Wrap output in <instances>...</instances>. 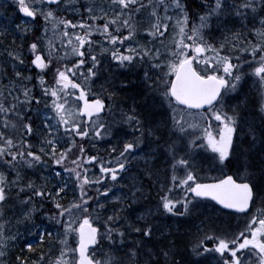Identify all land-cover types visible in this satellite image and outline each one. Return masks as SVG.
<instances>
[{
  "label": "snow or ice",
  "instance_id": "snow-or-ice-1",
  "mask_svg": "<svg viewBox=\"0 0 264 264\" xmlns=\"http://www.w3.org/2000/svg\"><path fill=\"white\" fill-rule=\"evenodd\" d=\"M66 2L67 0H65ZM16 3L19 10L27 16L35 18L39 15L45 22L41 35L35 37L28 48L33 54L30 65L39 70L35 79L39 81L42 93L47 96L50 91L54 98L50 103L53 109L52 119L56 123H50L46 118L41 122L46 129L40 142L41 146L38 151L31 150L30 134L33 132V124L31 118L26 115L25 109H30L33 102L39 104L40 97L32 96L30 84L20 83L17 85L15 80H10L8 96L11 97L12 102L6 104L3 99H0V114H2L0 118L4 120L3 128L0 129V159L9 157L4 163L14 171L19 162L30 168L37 164L43 167L47 163L45 157L51 160V165L59 166L65 162L73 146H76L79 154L71 161L75 167L70 172L75 174L80 183V193L79 199L65 208L59 203L58 197L60 192L67 187L66 184L58 182V186L50 188L47 178H43L44 182L40 185L35 184L32 180L18 184L15 182L22 180L19 172H16L14 179L9 181L6 174L0 171V216L3 215V206L12 199L11 189L14 186L19 190L15 193L17 198L21 197V193H24L21 199V203L25 204L26 209L22 213L23 219L30 220L36 211L34 198H39L41 201H52L58 211L55 216H51L47 212L44 215L55 219L58 224L62 223L64 229L60 240L62 249L55 258L54 264H138V249L147 250L149 259L145 264H149V262L150 264H161L160 260L151 259L153 255L163 256V264H184L182 258H174L179 253L175 251L171 242H165L163 247L147 248L148 242L153 239L156 232L152 222L153 209L146 208L138 215L131 211L133 203L144 198L145 188L137 187L141 183L140 179L133 178L131 191L127 197L115 193L108 195L117 182V178L121 177V173L126 171V166L130 164L129 157L145 151L141 148V144L146 146L145 161L161 153L166 162L170 160L171 184L167 187L164 195L158 197L155 211L182 217L195 208L193 201L202 197H211L226 209L237 210L239 213L248 210L250 204L256 203L255 195L264 192V166L259 169L258 174L253 172L246 174L244 178H241L239 174L235 178L233 175L225 174L222 178L212 182L202 183L194 175L192 163L186 154L178 152L177 149L180 140L184 136L190 135L187 129L196 128L199 130L200 136H190L187 140L189 149L202 146L210 148L217 154V158L221 162L234 155L233 138L234 133L237 132L240 113L237 105L232 106L231 114L224 111L223 101L224 96L229 92L237 91L240 87L243 74L239 71V63H233L232 57L221 51L225 48V43L220 42L217 45L209 42L205 39L204 32L211 28L213 20L219 22L225 16L240 20L242 27H246L245 22L250 18L254 25L258 24L259 26L251 28V32L256 37L255 41L245 40L244 44L240 45L238 31H230L229 35L236 42L232 44V48L239 47L240 51L251 54L254 67H251L250 70L264 89V15L259 14L264 12V0H203L204 10L199 13V22H193L190 27L188 12L185 10L182 0H111V13L105 11L103 7L97 10L95 6H89L87 9L88 18L92 21L103 18L105 22L101 25L89 24L84 19H77L74 22L71 19L59 17L55 14L53 7H45L43 0L39 6H37L36 0H16ZM47 3L59 8L60 0H47ZM116 7L120 9L118 12L115 11ZM145 7L149 9L153 23L150 28H145L144 31L151 36H162L161 28L167 30V22L172 19L167 14L169 8L179 10V18L176 20L178 32L174 33L176 37L174 47L166 49L171 59L155 63L154 61L160 56V50L156 49L153 52L152 49L138 42L135 43V46L129 42L123 51L116 47L118 43L123 47L124 42L129 38L134 40L136 29L134 24L130 23L134 15L133 10L139 12ZM97 11L98 15H93ZM49 24L52 28L59 29L58 34H54V36L61 40V47L55 45L53 40L48 38ZM69 26L72 28L71 33L68 31ZM78 27L85 29L83 34L76 30ZM17 28L24 32L31 31L27 25L23 28L17 25ZM122 28L127 31L122 33ZM94 31L99 32L103 40L108 41V47L104 46L102 42L92 41L91 33ZM86 42L87 49L84 48ZM93 43H101L98 52L92 51ZM61 48H63L62 51ZM189 49L192 50V54H189ZM105 51L110 52L112 60L117 61L118 66L122 67L134 66L135 62L143 61L147 57L154 68L165 65L166 71L162 75L167 77L161 79L157 76L152 79L145 72V79L150 82L149 92H145L139 101H134L128 108L121 109L119 119L131 129V132H125L124 138H120L118 147L110 149L111 152L116 153L112 160V167L104 166L102 158L99 156L85 153L84 145H77L75 140V137L84 138L90 133L93 137L113 135L110 131L111 125H107L100 116L105 109L104 99L98 95L92 100L87 98L91 92L90 82L93 77L97 76L99 71L97 66L101 65L103 57L100 54ZM70 54L75 56V63L70 66L59 65V61ZM8 56L13 62L14 76L21 81H31L33 79L31 75L25 76L21 71H15L17 67L25 64L22 53L12 50L8 51ZM54 60L57 61V66L53 67L54 82L55 85L62 86L59 91L56 86H46V77L43 74L45 69L53 65ZM86 60L88 64H86ZM221 68L223 74H220ZM234 69L236 71H233ZM73 76H79L80 82L73 79ZM69 86L73 90L71 93L67 91ZM17 87L19 91L17 95L13 96L12 92L16 91ZM75 90H79L78 93ZM61 92L63 95L60 94ZM107 95L111 98L115 93ZM3 96L4 91L0 90V97ZM73 96H78V100L83 101L82 106H76L74 110L73 104L78 102L70 103ZM65 105L68 107L66 108ZM165 105H167V110H170V124L167 119H156L153 115L158 108L163 109ZM108 107L111 108V105ZM260 108L264 112V103H261ZM193 109L199 110L200 118L204 119L205 123L191 125L187 123L185 114L191 116ZM205 109L207 110L205 111ZM9 113L18 120H9ZM209 116L219 122L215 130L206 119ZM60 124L64 125L65 135L71 138V143L67 145V148H61L57 152V143L62 139L56 135L59 132L58 125ZM8 127L16 129L20 133L19 138L14 139L5 130ZM249 133L254 144L256 132L253 128H249ZM174 135L177 137L176 139L173 138ZM197 139L203 143L197 144ZM261 139L264 140V137ZM78 161L80 163H77ZM92 161H100V167L99 175L90 179L88 168L84 167V163ZM51 165L48 166L51 167ZM178 168L183 169V175H177ZM61 171H65V169H53L55 176H59ZM153 175V170L146 164L143 177L151 179ZM101 181H105L102 187L100 186ZM177 182L179 186H183V195L179 199L169 195L173 187L177 186ZM93 184L98 186L97 197L101 195V192L103 193V202L98 198L94 199L93 195L86 191L85 186ZM159 187L164 190L165 185L161 184ZM189 194H191V198H189ZM109 199L119 202L118 206L111 209L110 214L105 209ZM89 201L95 205L92 211L88 210ZM29 204L30 207L27 206ZM177 204L183 211L177 209ZM125 212H128V215H124ZM65 215H67V219L63 220ZM17 222L22 221L18 218ZM33 227L40 228L39 225H33ZM46 234L52 235L50 232L38 231L40 242L44 241ZM73 234L75 247L69 248V236ZM133 236L136 237L133 247L128 248L123 255H117V252H122L126 247L125 241L131 240ZM8 239L15 241L17 236L6 237L4 225L0 223V244ZM101 240L109 242V250L103 260L96 259L90 250V246L98 245ZM213 241L215 242L213 243ZM25 247L30 251L34 250L32 243H26ZM193 251L197 256L209 252L220 254L218 264H264V207L257 208L251 214L245 228L236 233L233 238L219 237L215 233H205L202 237L197 238ZM3 256L4 252L0 250V257ZM43 256L44 253L41 252V260H43ZM16 259L18 264H40V261H30L27 257L17 256ZM0 264H3L2 260H0Z\"/></svg>",
  "mask_w": 264,
  "mask_h": 264
},
{
  "label": "rangeland",
  "instance_id": "rangeland-1",
  "mask_svg": "<svg viewBox=\"0 0 264 264\" xmlns=\"http://www.w3.org/2000/svg\"><path fill=\"white\" fill-rule=\"evenodd\" d=\"M40 3H41L40 0H36L37 6H39ZM77 3L78 4L66 3V7L63 8V10L66 9L68 12H71L74 15H78L80 19L89 17V14L87 12L89 6H95L97 10L100 7H103L104 10L108 11L109 13H111L112 11V8L110 7L111 0H83L81 3L79 2ZM9 4H7V6ZM10 6H12V4H10ZM45 7H49V6L45 4ZM1 10H4V8ZM119 10H120L119 7L115 8V11L118 12ZM18 12L20 14V10ZM133 12L135 13V10H133ZM167 14L168 16L172 17V19L168 20L167 22L169 33L168 35H166V37L160 38L157 35L151 36L148 32L144 31V29L149 28L150 25L143 27L141 26L140 27L142 28L141 31H135L134 40L129 38V40H126L124 42L123 47H121L119 43L116 45V47L121 48V51H123L125 50L129 42L133 43V46H135V43L138 42L152 49L153 52H155L156 49L160 50V56L154 61L155 63H160L161 60L171 59L169 54L166 52V49H170L174 47V39H176L174 33L178 32V27L176 26V20L179 18V10L174 8H169ZM12 15L14 19L13 23L11 22L12 26L10 27L9 25H7L11 28V31L5 32L4 35H6V37L8 35H14L19 45H16L13 40H10L9 39L10 36L4 39L2 42H0V73L9 71V73L12 74L14 80L16 81V84L19 85L20 83H24V82L14 76V70L12 67L13 62L12 59L8 56V51L17 50L22 53L23 58L25 60V64L20 67H17L15 71H21L25 76H28L31 69H28L26 63H27V59L31 55V52L29 51L28 48V45L33 41L31 34L33 33L34 30H36L38 35H36L35 37L40 36L43 31L45 22L43 21V18L39 15H38L39 21H37V24L35 22L24 20L21 17L18 18L17 9L14 10V13ZM93 15H98V11L94 12ZM97 21L101 22V24L105 22L103 18L96 19L94 23H96ZM17 25H20L21 28L27 25L31 29V31H26V32L20 31V29L17 28ZM216 25L218 24L214 21L213 26L215 27L213 30L217 32L219 31L221 32L225 30L222 29L221 27L216 28ZM252 25H253L252 21L249 22L248 26L253 27ZM238 26L240 27V29L233 30L232 28L234 26L231 27L229 26L227 30H228V34L230 31L231 32L238 31L240 33V41H239L240 45H243L245 40L255 41L256 37L251 32V29L242 27L241 22L238 23ZM124 30L127 29L124 28L121 29L122 32ZM77 31L82 34L80 30ZM58 32L59 29H54L51 27V24H49V31L47 33L48 38L52 39L55 45L61 47V40L55 38L54 36V34H58ZM92 33H95V31ZM219 38L221 39L220 42L225 43V48L228 47L227 49L231 54L232 52H237L234 55H238V57H241L244 54H250L247 52L240 51L239 47L232 48V44L236 42L232 40L231 35L229 38V36L227 37L226 34L223 35L221 32ZM97 42H102L103 45L106 47L109 46L108 41H97ZM93 45L96 46L98 52L101 47V43H93ZM84 48H88L87 42L84 45ZM62 50L63 48H61V51ZM137 51H139V49H137ZM100 55L103 57L101 60L102 66L101 65L97 66V68H99V71L97 73V76L93 77L90 82L91 92L88 94L87 98L95 99L98 95L100 98L104 99L106 104V112L104 113V115H102L101 119H103L107 123V125H111L110 131L113 133V135L94 137L93 139L89 138L91 140H88V143L95 150V155L99 156L100 158H101L100 153L103 154V152H109L110 154H113V156H110L108 160L106 161L102 160L104 166L112 167L113 166L112 160L115 158L116 153L111 152L110 149L112 147H118L120 143V138H124V133L131 132V129L128 128V126L122 120L119 119L121 114V109H123L122 108L123 106L121 105H120L121 107L119 106L116 97L117 91L110 85H115L117 83L120 84V81H122L121 77L123 75L124 78H126L127 76H129V74H133V73L138 74L140 80V74H139L140 70H139V66L136 65V62L134 66H128V67L118 66V62L112 60L110 56V52L108 51H105ZM149 64L152 66V62L149 61ZM251 67H254L253 63L241 67L242 69L240 68V72L241 70L246 72V73L242 72L243 78L245 80L244 87L242 88L243 83L241 82L239 88L242 89H240L235 96L229 97V95L235 93L236 91L230 92V94L226 96L228 98L226 97L224 98L226 99V101H223V105H224V111L229 112L230 114H231L232 106L237 105L238 111L240 113L237 132L234 133V135H236V144H241V139H244L243 145L245 146H243L242 151L238 149L236 154H241L243 151L248 154L254 153L253 158L255 160L256 159L259 160V162L258 161L256 162L259 165L262 164L264 166V140L261 139L262 137H264V112H262L260 108L261 103H264V89H262L258 81V78L251 72L250 70ZM158 69L159 70L164 69L163 70L164 72L166 71V66L161 65V67ZM35 71H39V70L35 68ZM143 79H145V77ZM35 85L37 90L42 94L43 98L45 99L47 98L50 101L54 99L51 96L50 91L47 94V96H45L42 93V88L39 81L36 80ZM4 89H6L7 92L9 91V82H7ZM18 91L19 88L17 87L16 91L12 92V95L13 96L17 95ZM108 93H115V95L109 98V96L107 95ZM76 101L78 103L75 104V107L80 106L81 101L78 100V96L76 97ZM109 105H111V108L108 107ZM51 106L47 108V115L46 112L35 113V114L36 116L38 115V118H40L42 121L46 118L49 120L50 123L55 124L56 122L52 119L53 109ZM9 115H11V113H9ZM153 115L156 119H160V120L167 119L168 123L169 124L171 123L170 110H167V105H165L163 109L158 108L157 111L153 113ZM0 116H2V114H0ZM206 119L208 122H210L212 129L215 130L217 127L216 125L218 124V122L215 121V118L209 116ZM185 120L189 125L197 124V123L200 124L205 123V120L200 118L199 113L198 114L192 113L191 116L185 114ZM58 127L60 131V129L62 128L61 124L58 125ZM249 128H253L256 132V140L254 144H253L252 136L249 133ZM63 129H64V125H63ZM187 131L190 135L184 136V138L180 140L177 151L185 153L187 158L191 161L194 175H196L197 180L204 182L208 180H215L221 178L219 174L220 173L223 174L226 171V166L224 165V163L227 159L224 162L219 161L217 158V154L207 147L202 146L200 148L189 149L187 146V140L190 138V136L199 137L200 132L196 128H189L187 129ZM56 135L59 136V133L57 132ZM173 138L176 139L177 137L174 135ZM62 143L65 144V133ZM196 143L202 144L203 142L197 139ZM60 147L61 144L57 143V152L60 150L58 149ZM141 148L145 149V151L135 153L133 156L129 157L130 164L126 166V171L121 173L122 178L121 177L117 178V182L112 187L111 193H109L108 195L110 196L112 193H115L117 195H122L127 197L129 192L131 191V183L133 178H137L141 180V183L138 184L137 187L145 188L144 198L137 200L135 203H133L131 211L134 214L138 215L141 211H143L146 208L153 209L154 214L152 216V222L154 224V228L156 232L153 239L147 244L148 249H153L155 247H163L165 242H171L175 251L179 253L178 256L174 257L175 259L182 258L183 260H186L185 264H195L192 261L191 263L189 259L191 260V257L197 259L201 258L200 256H197L193 251V246L197 243L198 237H202L205 233H215L217 235H221L222 237L224 235V237L226 238H227V234L229 233V235L233 237L235 236L236 233H238V227L242 226L244 224V221H248V219L250 218V217L243 219L231 218L229 216L224 215L218 209L213 208L211 205L196 200L193 201V203L195 204V208L192 209L190 213L182 217L173 216L172 214L166 212L155 211L158 204V197L164 195L165 191H167V187L171 184L170 181L171 172L169 171L170 160L166 162L165 157H163L164 155L161 153L160 155L152 157L150 160L145 161L144 156L147 154L145 144H141ZM160 157L162 158L160 159ZM152 159L155 160L156 175L153 176L151 179H149L147 177H143V170L145 169L146 164L147 166L151 164ZM96 162L100 167V161H96ZM48 165L50 164L49 163H47V165L45 164L43 168L41 167V165L39 167L36 166L39 171L37 176L39 177L34 176V179H32V181L35 184L40 185L44 182L43 178H47V183L50 188H54L58 186V182L62 184H66L67 187L60 192L58 200L59 203H61L65 208H67L70 203H73L77 200L78 194L75 186V181L72 176L64 175V172H62L59 176H55L54 173L51 171V167H49ZM98 175H99V170L97 172L96 171L92 172V174L88 173V176L91 179ZM177 175L178 176L183 175L182 168L177 169ZM155 177L159 179L155 180L156 183L152 184L151 182L150 184L148 180L149 181L153 180ZM19 181L20 180H18V182ZM104 183L105 181H101L100 186L102 187ZM161 184L165 185L164 190L160 189L159 186ZM97 187L98 186L95 185V187L92 188L96 190ZM11 190L19 191L15 186ZM101 194L102 195L100 196L99 199L101 200V202H103L104 195L102 192ZM92 195L94 199H97L94 193H92ZM137 195L139 196L140 193L138 192ZM169 195L177 199L181 198L183 195V186H179L177 182V186L173 187L172 192L169 193ZM189 198H191V194H189ZM259 201L260 198L257 199L256 203L254 204V207L256 209L264 207L263 203L260 204ZM34 202L36 204V211L33 213V216L30 220L23 219L22 213L26 209H25V204L22 203H20V206H22V208L19 209L15 208L16 206H12V205L8 206L9 209L5 213L3 212V215L0 216V223H3L4 225V235L9 238L12 236H17V239L15 241L8 239L3 244H0V250L4 252V256L0 257V260L3 261V264H7L9 260L11 261V264H18V261L16 259L17 256L27 257L28 260L30 261H40V264H48L49 260H52L54 256L57 257L60 254V251L62 249L60 240L64 232L63 225L62 223L58 224L55 219L51 220L49 216H46L41 212L46 207V204L52 205L54 208L55 205L52 203V201H41L39 198H36ZM118 203L119 202L117 201H112L109 199L107 204L105 205V209L110 214L111 209L114 206H118ZM258 203L260 205L257 207ZM27 206L30 207L31 205L29 204ZM93 207H95V205H93ZM176 207L180 211H183V209L179 204H177ZM256 209L253 211V213L256 211ZM56 211L58 210L56 209ZM195 211H199L201 214H198ZM38 212L39 214L37 218L36 214ZM124 215H128V212H125ZM196 216H200L198 220L195 219ZM18 218L22 222L18 223L17 222ZM62 219L66 220L67 215H65ZM41 221L43 222L40 223ZM33 225H39L40 228L36 229L33 227ZM40 230L45 231V233L50 232L52 233V235L48 236L46 234L44 241L40 242L37 235L38 231ZM161 233H163V236H161ZM183 238H185V241L188 242V246L186 247L181 245ZM135 239L136 237L133 236L131 240L128 241L126 240L127 241L125 242L126 247L123 249L122 252H117L116 254L123 255V253L127 252L128 248L133 247V241ZM74 241H75V236L73 234L69 236V240H68V243L70 242V244H68L69 248L75 247ZM207 242L208 241H205V243ZM26 243H32L34 250L33 251L28 250L25 247ZM108 250L109 247L107 249V246L104 247V245H101L98 246L94 251H92V253L94 254V257L96 259L103 260ZM41 252L44 253L43 260H41L40 258ZM68 255H71V253H68ZM148 259L149 258L147 256V250L138 249V256H137L138 264H145V262L148 261ZM151 259L152 260L158 259L161 261V264H163L164 262L163 256L153 255ZM203 259H207V264H218L220 259V254L209 252L207 253L206 257H203ZM198 264H203V261H200Z\"/></svg>",
  "mask_w": 264,
  "mask_h": 264
},
{
  "label": "trees",
  "instance_id": "trees-1",
  "mask_svg": "<svg viewBox=\"0 0 264 264\" xmlns=\"http://www.w3.org/2000/svg\"><path fill=\"white\" fill-rule=\"evenodd\" d=\"M12 1V0H10ZM16 3V0H13ZM12 1V3H13ZM183 4L185 5V10L188 12V16H189V20H188V25L189 27L192 25L193 22H199V13L201 11L204 10L203 8V0H182ZM72 4H75L74 2ZM66 5L65 3H62V5L60 6V8H58L57 10H55V14L59 17H64V18H67V19H71L73 20L74 22L77 20V19H80V17L78 15H74L73 13L71 12H68L66 9L63 10V8H65ZM83 14V13H82ZM260 15H264V12H261L259 13ZM82 16V15H80ZM82 19H85L87 21V23L89 24H95V25H99L101 24V22H96L94 23L95 21H92L91 19H88V18H82ZM218 25H216V28H219L221 27L222 29H225L224 31H221L222 34H226V36L230 38V35L228 34V30L227 28L230 26H234L232 29L233 30H237V29H240V27L238 26V23H240L241 21L238 20V19H235V18H232L231 16H225V17H222L221 18V21H216L214 20ZM214 21L212 22V30L210 31H205L204 32V36H205V39L208 40L209 42H212L214 44H219L221 39L219 38V35L221 34V32H217L214 29L215 26H213V23ZM252 19H248L245 24H246V28L248 29H251L252 27H249L248 24L249 22H251ZM131 23L134 24V27L136 29V31H141L142 28H140L141 26H147V25H150L151 27V24L153 23V18L150 16V12H149V9L147 7L141 9L139 12H135L134 15H133V18L132 20H130ZM253 23V21H252ZM225 25H227V27H225ZM253 27L254 26H258L257 25H252ZM149 27V28H150ZM225 27V28H224ZM111 28V27H110ZM76 30H80L83 34V31L84 29L82 28H77ZM68 31L69 33L72 32V28L71 26L68 27ZM127 30H124L123 32H126ZM160 31L163 33V35H157L159 36L160 38H164L166 37V35H168L169 33V28H167V30L165 31L163 28L160 29ZM122 32V31H121ZM122 32V33H123ZM240 34V33H239ZM38 35L37 34V31L35 32L34 35H32V38L34 39L35 36ZM91 39L92 41H102L103 40V37L101 36V34L99 32H95V33H91ZM228 48V47H227ZM227 48H224V49H221L222 52H224L226 55H230L232 57V62L233 63H239V71H240V68L245 65L246 63H248L249 61L252 60L251 58V54H244L242 55L241 57H238V55H234L236 54L237 52H232V54L228 51ZM87 49V48H85ZM96 49V46L92 44V51L94 52H97V49ZM189 54H192V50L189 49ZM203 55V54H201ZM86 56H87V53H86ZM33 56H30V59H28V69H31L29 75H31L33 77V79L31 81H23L25 85H31V94L32 96H37V97H40V102L39 104L33 102L31 104V107L30 109H27L29 112H32L33 110H36L37 112H40L41 111H46L47 108H49L50 105V100L49 99H45L43 98L42 94L37 90L36 88V85H35V76L37 75V73L39 71H35V66H31L30 65V61L32 60ZM240 61H243V63H240ZM75 63V56L70 54L68 55L66 58H63L59 61V65H71ZM86 64H88V61L86 60ZM136 65L139 66V70H140V83H141V86H142V91L140 93H138V95H135L133 98H136L137 100H140L141 96L145 93V92H149V81L146 80V79H143L145 77V72L148 73V76L151 77L152 79H155L157 76H159L161 79H166L167 77H164L162 75L163 73V70L164 69H161L159 70L158 68H154L153 66H151L149 64V61H148V58H145L143 61H139V62H136ZM57 66V61H53V65H50L49 68L45 69L43 74L45 75L46 77V84L47 86L48 85H51V86H56L58 88V91L60 90V88H62V86H58V85H55V82H54V72H53V67ZM90 66V64H89ZM95 70V69H94ZM233 71H236L235 69ZM220 74H223V70L222 68L220 69ZM73 79H76L77 82L79 83L80 82V78L79 76H73L72 77ZM131 82H134L133 80ZM152 87L154 88V85H152ZM4 91V96L3 97H0V99H3L4 102L6 104H9L12 102L11 100V97L8 96V92L6 89L3 88ZM67 91L69 93H71L73 90L71 89V87L69 86V88L67 89ZM77 93L79 90H75ZM61 95H63V93L61 92L60 93ZM76 97L77 96H73L71 97L70 99V103L72 101H76ZM21 100H22V97H21ZM19 103V102H18ZM52 107V106H51ZM65 107L67 108L68 105H65ZM75 108V104H73V110ZM123 109H125L124 107H122ZM27 115V114H26ZM12 118V117H11ZM18 120V118H17ZM116 122V121H115ZM107 124V123H106ZM62 128H63V124H61ZM13 129V128H12ZM63 133L64 132V129H63ZM93 139L94 137L92 136V134L90 133L89 136L87 137H84V138H81V137H75V140H76V144L79 145V144H83L84 145V148H85V153L89 154V155H95V150L90 146V144L88 143V140H91ZM87 142V143H86ZM71 143V138L67 137L65 135V148H67V145ZM78 149L76 146H73V148L69 151L68 153V157L66 158L65 162L62 164V165H51V160L49 161V164L51 165V169L52 168H63L65 169V171H62L64 173H67L69 175H71L75 181V186H76V189H77V200L79 199V193H80V183L79 181L77 180V178L75 177V174L70 172V170L75 167L73 164H72V160L75 158L76 155H78ZM239 156V155H238ZM236 160H234L233 162L235 163ZM77 163H80L79 161ZM84 167L85 168H88V173H91L94 172V171H98L99 170V165L97 164L96 161H92V162H85L84 163ZM37 168V167H36ZM34 175L36 177H38V172L35 171L34 172ZM90 178V177H89ZM91 179V178H90ZM92 187H94V184L93 185H86L85 186V189L86 191L88 192V194L92 195V193L95 194V197L98 198L96 196V190H94ZM36 199V198H35ZM34 199V200H35ZM92 207H93V204L91 201H89V211H92ZM216 236H219V237H222L221 235H217L215 234ZM128 241V240H127ZM125 241V242H127ZM215 241H213L214 243ZM208 243V242H207ZM70 244V242L68 243ZM103 245L107 246V249L109 247V242H102ZM182 246H188V242L185 241V238H183L182 240ZM55 258L56 256H54L52 258V260H49V263L48 264H51V263H54L55 261Z\"/></svg>",
  "mask_w": 264,
  "mask_h": 264
},
{
  "label": "bare ground",
  "instance_id": "bare-ground-1",
  "mask_svg": "<svg viewBox=\"0 0 264 264\" xmlns=\"http://www.w3.org/2000/svg\"><path fill=\"white\" fill-rule=\"evenodd\" d=\"M9 4V2L7 0H1L0 5V42H2L4 39H6L7 37L10 36V40H13L14 43L16 45H19V43L17 42V39L15 38L14 35H8L6 37V35H4L5 32H9L11 31V22L13 23L14 19H13V13L15 10L14 6H10V4L7 6V4ZM4 10H1L3 9ZM9 25V26H7ZM141 79V78H140ZM2 80V81H1ZM10 80H14L12 74L8 72H3L0 73V90H3V88L5 87V85L7 84V82H9ZM120 84L117 83L115 85H110L112 86L116 91H117V102L119 104V106H123L125 109L128 108L134 101H139L136 98H133L135 95H138V93H140L142 91V86L141 83L139 81V77L138 74L133 73V74H129V76H127L126 78H124V75L121 77ZM134 82H131V81ZM124 81H127V83H124ZM120 106V107H121ZM39 123V122H37ZM0 124L4 125V122L0 119ZM34 129H36L35 126H33ZM37 130V129H36ZM254 154V153H253ZM253 154H248L246 152H242L236 159L234 165H233V171L236 173H253L256 172L258 174L259 169L263 166L262 164H258L256 161L259 162L258 159H254L253 158ZM101 158L103 161H106L110 158V156H113V154H110L109 152H103V154H101ZM164 157V156H163ZM162 157H160L161 159ZM151 167V169L154 172V175H156V170H155V160L152 159L151 164L149 165ZM69 175V174H68ZM71 176V175H70ZM156 178V179H155ZM153 180H148V182L151 184L156 183L155 180H158L159 178L155 177ZM256 200L260 198V204L263 203L264 205V192H260L258 194L255 195ZM258 203L257 207L260 205ZM149 207V204H148ZM17 209L22 208V206H20V203H18V205L15 207ZM256 209V208H255ZM43 214L44 213H49L51 216H55L56 214V209L52 206V205H47L46 207L41 211ZM198 214H201L199 211H195ZM38 214L39 212L36 214V217L38 218ZM200 216H196L195 219H199ZM236 219H241V218H236ZM244 221V220H242ZM43 221H41L40 223H42ZM247 224V221H244V224L242 226H245ZM207 253L201 255L200 259L191 257V260L189 259V261L194 262L195 264H198L200 261H203V264H207V259H203V257H206ZM186 260H183L184 264H185ZM191 262V263H192Z\"/></svg>",
  "mask_w": 264,
  "mask_h": 264
},
{
  "label": "flooded vegetation",
  "instance_id": "flooded-vegetation-1",
  "mask_svg": "<svg viewBox=\"0 0 264 264\" xmlns=\"http://www.w3.org/2000/svg\"><path fill=\"white\" fill-rule=\"evenodd\" d=\"M2 128H3L2 125H0V129H2ZM6 131L10 135H12L14 137V139L19 138L20 133H18L16 129L13 128L12 130H6ZM37 134H39L38 138H36V136H35L34 129H33V132L30 134V142L32 144L31 150H33V151H36L37 146H38V148L41 146L40 142H41L42 137L44 136V134H42V132L39 129L37 130ZM242 149H241V151H242ZM238 155H240V154H238ZM8 158L9 157H4L3 159H0V171L4 172L6 174L7 179L9 181H12L14 179L16 172H19L20 176L22 177V180H20L21 182L16 181L18 184L27 183L29 180L34 179V176H35L34 172L36 170V165L34 167L30 168L28 165L23 164L22 162H19L17 164L15 171H14L12 168L7 167V165L4 163V161L7 160ZM233 165H234V162H230V163L226 164L228 175L240 174V173H236L233 171ZM247 174H250V173H247ZM11 191L13 193L12 199H10L8 201V203L6 205H4V209L7 208V210L9 209L8 206H10V205L17 206L19 201H20V198H17L15 195L17 190L16 191L11 190ZM25 191H27V190H25ZM22 194H24V193H22Z\"/></svg>",
  "mask_w": 264,
  "mask_h": 264
},
{
  "label": "water",
  "instance_id": "water-1",
  "mask_svg": "<svg viewBox=\"0 0 264 264\" xmlns=\"http://www.w3.org/2000/svg\"><path fill=\"white\" fill-rule=\"evenodd\" d=\"M43 1L47 3V0H43ZM61 1H62V0H60V2H61ZM23 17H25V18H30V19H32V20L35 19V18H33V17H29V16H27V15L24 14V13H23ZM205 110H207V109H205ZM193 111H199V110H197V109H193ZM198 199H201V200H210V201L214 202L217 206H219L221 209H223V210H225V211L235 212V213H238V214H244V213H247V212L250 211V208H251V204H250V207H249L248 210H245V212H243V213H239V212H237V210L226 209L223 205H220L217 201L213 200L211 197H202V198H198ZM93 247H95V246H90V249L93 248Z\"/></svg>",
  "mask_w": 264,
  "mask_h": 264
}]
</instances>
